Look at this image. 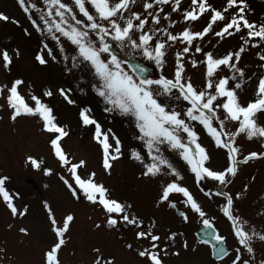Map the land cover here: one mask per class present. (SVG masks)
I'll return each instance as SVG.
<instances>
[{"label": "snow or ice", "instance_id": "snow-or-ice-1", "mask_svg": "<svg viewBox=\"0 0 264 264\" xmlns=\"http://www.w3.org/2000/svg\"><path fill=\"white\" fill-rule=\"evenodd\" d=\"M17 2L27 14L32 27L55 42L57 54H54L53 48L49 47L47 42L43 43V50L47 51V55L54 61L57 60V55L62 56L65 71L71 70L68 67L69 61L71 67H87L93 77L90 87L105 103L104 111H116L132 120L138 130L135 139L140 142V146L130 148L129 154L130 158L142 164L141 175L174 176L161 184L154 204L167 205L175 209L184 221H188L187 210H182L178 201L170 195L182 194L183 205L188 206L202 220L203 236L199 243L212 246L210 255L218 264H224L225 260L228 264H256L254 242H264V231H257L255 225H251L250 221L234 211V198H241L242 193H230L223 189L215 193L224 198L220 211L230 222V230L238 245L228 248L226 237L215 228L212 220L206 218L205 211L189 189L179 183L183 179L182 174L165 155V149H168L186 162L197 184L210 178L222 186L230 183L229 178L238 174L241 164L257 158L264 159V151H248L242 154L241 146L236 142L240 135H245L248 139L258 138L264 146V125H260L255 118L259 111L264 110V73L258 77L255 99L244 105L238 95V90L245 82V69L238 66L242 53L249 46L264 47V22L250 21L247 18L246 12L249 9L246 0H225L221 9L214 7L210 0H190L191 8L182 10V20L187 25L197 21L202 14H208L210 19L201 30H192L185 26L175 34L166 26L148 28L147 25L149 21L153 25H159L161 14L168 19L169 24H176V20L170 19L169 12H164L160 7L154 8V5L170 4L171 11L177 12L180 10L181 0H144L142 9L146 14L130 8V5L135 4V0H42L43 7L39 8L32 0ZM89 3L94 12L86 6ZM233 8L235 10L231 11V15H227ZM31 9L36 10L37 18H33ZM76 9L86 20L78 18ZM0 19L8 21L9 17L0 12ZM221 22L223 23L219 30L213 31L214 25ZM242 29L246 36H241L239 47L234 51L228 50L219 57L212 51H204L199 43H194L209 33L223 40L234 33L238 34ZM65 41L72 46L70 55L67 54ZM113 41L121 48L129 46L141 51L161 69L165 65L167 51L178 43L182 46L174 53L175 67L172 76L161 74L158 78H152L141 65L122 62L112 48ZM193 48L196 53H201L202 60L189 55ZM19 54V50H15V55ZM256 55L264 61V52L258 51ZM185 58L193 67H204L205 81L202 87L198 88L190 77H185ZM35 60L42 65L47 63L41 52H37ZM0 61L5 69L11 65L12 56L7 48L0 49ZM222 67L230 70L231 76L220 75L217 78V73ZM260 68L264 69V63H261ZM247 79L251 80V77ZM23 83L21 78H16L10 86L0 85V94L5 90L7 92L5 100L9 119L15 121L22 115L36 116L42 129L52 134L49 143L55 157L61 165L68 168L70 176L78 186H74L69 179L60 177L73 197L83 192L88 202L98 204L104 212V223L107 226L118 228L123 223L135 228L134 239L148 241L147 246L134 249L132 243H126L125 247L135 251L145 264H165V258L171 249L169 243H165L161 251L162 237L156 231L155 220L150 218L149 223L145 225L144 218L135 213L131 204L111 198L109 189L102 182L95 180V172L89 173L87 178L78 174V168L85 166L86 161L80 159L71 162L62 148V138L68 135V131L62 124L57 123L52 107L42 101L40 96L31 94L30 99L34 106L26 102L25 95L18 89ZM57 91L68 104H76L70 96L71 89L61 87ZM42 95L50 97L53 93L51 89L45 88ZM173 100L184 103V107L178 111ZM90 112L88 106L81 107L78 113L80 121L85 126H94L93 139L101 149L102 167L110 170L112 162L123 155L122 142L111 129L102 131L101 124ZM218 112L223 114L222 119L217 115ZM216 121L219 123L216 124ZM226 121L237 122L238 126L234 131H224ZM190 122H199L214 145L226 150L227 164L222 170H213L208 166L211 156L206 147L198 142L199 134L195 131V125ZM110 136L113 140L111 143ZM27 161L34 168L40 167L39 161L31 155L27 157ZM44 172L51 174L52 169L45 168ZM8 179L7 176L0 175V197L13 217H23L27 213V205L22 209L16 206L14 196L6 188ZM243 187L246 189L248 185L244 184ZM205 194L213 195L211 191ZM15 195L19 196V193ZM43 207L50 222V230L55 236L54 242L43 252V261L44 264H60L59 250L66 243V234L74 220V214L69 212L58 222L47 201L43 202ZM94 227H100V223L97 222ZM19 232L30 234L29 229L25 227H20ZM177 235V232L171 231L163 239L174 244ZM183 247H189L187 240L183 241ZM93 252L95 256L92 264H115V256H105L101 248L95 247ZM172 254L179 255L178 252ZM259 264H264V259H260Z\"/></svg>", "mask_w": 264, "mask_h": 264}, {"label": "rangeland", "instance_id": "rangeland-1", "mask_svg": "<svg viewBox=\"0 0 264 264\" xmlns=\"http://www.w3.org/2000/svg\"><path fill=\"white\" fill-rule=\"evenodd\" d=\"M32 2L37 3L38 8L43 7L42 0H32ZM143 2L144 0H135V4L130 5V8L146 14L143 13ZM210 2L217 9L225 5V0H210ZM246 2L249 9L246 12L247 18L250 21L264 22V0H246ZM86 6L90 11H95L90 3ZM155 7L169 12L170 19L176 20L177 23L169 24L168 19L161 14L159 25H153L149 21L147 27L166 26L174 34L185 26H189L192 30H201L210 19L208 14H202L197 21L187 25L182 20V10L191 8L190 0H181L180 10L177 12L171 11L170 4L154 5ZM234 10V8L229 10L227 15L230 16L231 11ZM31 11L33 18H37L36 10L31 9ZM76 11L78 13V9ZM0 12L9 17L8 21L0 19V49L7 48L12 56V63L8 69H5L0 61V85L10 86L14 79L21 78L24 83L18 86V89L22 95H25L26 102L34 106V102L30 99L31 94L34 93L52 107L57 123L62 124L68 131V135L62 138L61 143L70 161L77 162L80 159L86 161L85 166L78 168V174L82 178H87L89 173L95 172V180L102 182L109 189L111 198L131 204L135 213L144 218L145 225L149 223L150 218L155 220L156 231L162 237L161 251L165 243H169L171 249L165 258V264H218L210 255V244L199 243L200 240L195 232L202 224V220L188 206L183 205L182 194L170 195L178 201V206L182 210H187L188 221H184L175 209L167 205L154 204L161 184L174 176L166 177L158 174L156 177H144L141 175L142 164L130 158L129 154L130 148L140 146V142L135 139L138 130L128 117L116 111H104L105 103L90 87L93 82L90 70L84 66L71 67L69 61L68 67L71 70L65 71L62 56L57 55V60H52L47 55V51L43 50V43L47 42L49 47L53 48L54 54H57L58 48L55 42L32 27L27 14L17 0H0ZM78 18L86 20L79 13ZM222 23L215 24L213 31L219 30ZM24 29L28 31L25 32ZM241 36H246L243 29L238 34L234 33L223 40L209 33L203 38H198L194 43H199L204 51H212L219 57L226 54L228 50H236L241 43ZM181 46L178 43L167 51L165 65L161 69L141 51L129 46L121 48L116 42H112V48L122 62L128 63L129 59H140L151 66L148 75L152 78H158L161 74L172 76L175 67L174 53ZM65 47L67 54L70 55L72 46L65 41ZM17 49L19 56L15 55ZM258 51L264 52V47L249 46L238 62V66L245 69V82L238 90L240 102L244 105L256 98L258 77L264 73V69L260 68L264 61L256 55ZM37 52L45 56L46 64L42 65L35 60ZM189 55L198 60L203 59L201 53H196L194 48ZM185 63L187 65L185 77H190L198 88L202 87L205 81L204 67L202 65L193 67L187 58ZM220 75L231 76V73L230 70L222 67V70L217 73V78ZM247 77H251V80ZM61 87L72 90L70 96L76 104H68L60 96L57 89ZM45 88L51 89L53 95L44 97L42 92ZM6 95V90L0 94V175L9 178L6 188L14 196V203L18 208L22 209L27 205V213L23 217L19 215L13 217L0 197V264H44L43 252L55 240L43 207L44 201L50 204L58 222H61L69 212L74 214V220L66 234V243L59 250L60 264H92L95 247L101 248L105 256H115V264H145L144 260L135 251L127 249L125 244L132 243L133 248L136 249L141 246L146 247L148 241L135 240L136 229L132 226L123 223L118 228L107 226L104 223L105 216L102 208L98 204L88 202L84 194H81L79 201L73 197L60 177L63 176L74 186H78L75 185L68 168L61 165L55 157L49 143L52 134L42 129L41 122L36 116L22 115L15 121L10 120ZM172 102L177 104L178 111L184 107L182 102L175 100ZM84 106L91 109L90 114L101 124L102 131L111 129L122 142L123 155L112 162L110 170L102 167L101 149L98 142L93 139L94 126H85L80 121L79 109ZM217 115L223 118L222 113L218 112ZM255 118L260 125H264V110L259 111ZM190 123L195 125V131L199 134L198 142L206 147L211 156L208 166L213 170H222L227 164L226 150L214 145L199 122ZM218 123L219 121H216V124ZM237 126V122L226 121L224 131H234ZM109 140L110 143L113 142L111 136ZM236 142L241 146L242 154L248 151H264V146L258 138L248 139L245 135H240ZM29 155L39 161L40 167L31 166L27 161ZM165 155L181 172L183 179L179 183L186 186L193 194L205 211L206 218L212 220L215 227L226 237L230 248L238 245L230 230V222L220 211L224 198L215 193L221 189L230 193L240 191L242 197L234 198V211L250 221L251 225H255L257 231H264V159L257 158L241 164L238 174L234 178L230 177L231 182L222 186L218 181L210 178L197 184L186 162L171 150L165 149ZM45 168H51V174H46ZM28 177L36 181V187L31 186L27 181ZM244 184H247L248 188L245 189ZM207 191H211L213 195H206ZM16 193H19V196H16ZM97 222L100 223L98 228L94 227ZM20 227L29 229L30 234L20 233ZM171 231L178 234L174 244L163 239ZM184 240L188 242L187 249L183 247ZM254 247L256 250L254 260L256 264H259V260L264 259V242L256 240ZM176 252L179 255L172 254ZM224 264H228V261L225 260Z\"/></svg>", "mask_w": 264, "mask_h": 264}, {"label": "water", "instance_id": "water-1", "mask_svg": "<svg viewBox=\"0 0 264 264\" xmlns=\"http://www.w3.org/2000/svg\"><path fill=\"white\" fill-rule=\"evenodd\" d=\"M129 63H130V65H137V64L139 65V62H137V60H130ZM140 65L145 68V66H143L142 64H140ZM28 181L33 187H36V182L33 181V179L31 177L28 178ZM78 198H79V195H78ZM203 227L199 228L198 232H197L200 237L203 236V234H202Z\"/></svg>", "mask_w": 264, "mask_h": 264}]
</instances>
